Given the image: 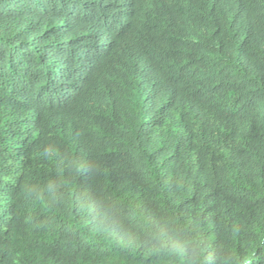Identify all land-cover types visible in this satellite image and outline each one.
Segmentation results:
<instances>
[{"label": "trees", "instance_id": "1", "mask_svg": "<svg viewBox=\"0 0 264 264\" xmlns=\"http://www.w3.org/2000/svg\"><path fill=\"white\" fill-rule=\"evenodd\" d=\"M0 264H264V0H0Z\"/></svg>", "mask_w": 264, "mask_h": 264}]
</instances>
